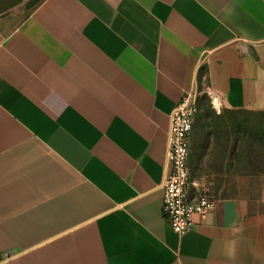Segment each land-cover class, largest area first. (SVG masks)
I'll list each match as a JSON object with an SVG mask.
<instances>
[{
  "label": "crops",
  "instance_id": "0c3cea01",
  "mask_svg": "<svg viewBox=\"0 0 264 264\" xmlns=\"http://www.w3.org/2000/svg\"><path fill=\"white\" fill-rule=\"evenodd\" d=\"M202 90L264 108V0L0 15V264H264V177L184 234L163 216L170 115Z\"/></svg>",
  "mask_w": 264,
  "mask_h": 264
},
{
  "label": "rangeland",
  "instance_id": "374dc122",
  "mask_svg": "<svg viewBox=\"0 0 264 264\" xmlns=\"http://www.w3.org/2000/svg\"><path fill=\"white\" fill-rule=\"evenodd\" d=\"M36 0H0V15L27 10ZM199 113L191 140L189 165L219 195L238 191L241 175L264 177V108L215 107L206 91L196 95Z\"/></svg>",
  "mask_w": 264,
  "mask_h": 264
},
{
  "label": "built area",
  "instance_id": "2783aa9c",
  "mask_svg": "<svg viewBox=\"0 0 264 264\" xmlns=\"http://www.w3.org/2000/svg\"><path fill=\"white\" fill-rule=\"evenodd\" d=\"M199 106L194 94H186L170 115L163 190V216L173 230L184 234L193 225V215L205 218L218 196L204 180L194 179L189 169L190 145ZM196 193L191 195V190Z\"/></svg>",
  "mask_w": 264,
  "mask_h": 264
},
{
  "label": "bare ground",
  "instance_id": "6f19581e",
  "mask_svg": "<svg viewBox=\"0 0 264 264\" xmlns=\"http://www.w3.org/2000/svg\"><path fill=\"white\" fill-rule=\"evenodd\" d=\"M215 102H216V105H217V107H218V106H219V102H218L217 100H216Z\"/></svg>",
  "mask_w": 264,
  "mask_h": 264
}]
</instances>
